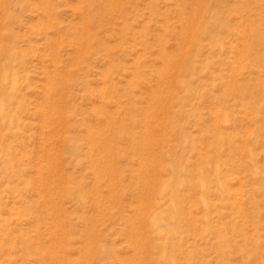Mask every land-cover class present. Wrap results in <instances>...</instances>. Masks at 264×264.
I'll return each instance as SVG.
<instances>
[{"label":"rangeland","instance_id":"374dc122","mask_svg":"<svg viewBox=\"0 0 264 264\" xmlns=\"http://www.w3.org/2000/svg\"><path fill=\"white\" fill-rule=\"evenodd\" d=\"M0 264H264V0H0Z\"/></svg>","mask_w":264,"mask_h":264}]
</instances>
